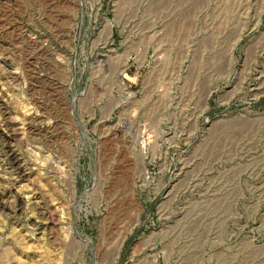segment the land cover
<instances>
[{"label": "rangeland", "instance_id": "374dc122", "mask_svg": "<svg viewBox=\"0 0 264 264\" xmlns=\"http://www.w3.org/2000/svg\"><path fill=\"white\" fill-rule=\"evenodd\" d=\"M0 264H264V0H0Z\"/></svg>", "mask_w": 264, "mask_h": 264}]
</instances>
